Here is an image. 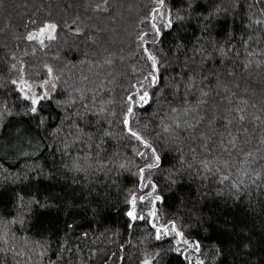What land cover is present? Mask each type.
<instances>
[{"label": "trees", "instance_id": "1", "mask_svg": "<svg viewBox=\"0 0 264 264\" xmlns=\"http://www.w3.org/2000/svg\"><path fill=\"white\" fill-rule=\"evenodd\" d=\"M257 20L264 0H0V264H264ZM52 78L36 105L19 88Z\"/></svg>", "mask_w": 264, "mask_h": 264}, {"label": "snow or ice", "instance_id": "2", "mask_svg": "<svg viewBox=\"0 0 264 264\" xmlns=\"http://www.w3.org/2000/svg\"><path fill=\"white\" fill-rule=\"evenodd\" d=\"M158 2H159V4H160V7L163 8V7H164V0H158ZM156 12L159 13V12H160V9L158 8V9L156 10ZM177 19H181V17L177 16ZM255 23H257V24H262V23H264V21L257 20ZM171 26H172V17H171V15L169 14L168 17H167V24H166V27H171ZM153 27L155 28V25H153ZM54 28H55V25H49V26H47L45 29H42V30H41V33H40L39 35H43L45 32H50V30H53ZM156 32H157V34L159 33V29H158V28H156ZM27 38H28L29 40L37 39V35H35V34H34V35H29ZM51 38H52L51 35H49V39H51ZM141 39L143 40V37H141ZM40 42L43 43V41H40ZM149 59L152 60L153 67L156 68V64H157V60H156V58H155L154 56H152V55L149 53ZM156 71L158 72V69H156ZM49 73H51V69H49ZM146 79H147V78H146ZM152 82H153V83H156V76H152ZM13 83H15V81H13ZM188 87H191V83L188 85ZM204 95H207V93L205 92ZM146 97H147V94H146V93H145L144 95H140V96H139V100H140V101H143L144 103H147L148 101H147V98H146ZM26 98H27V97H26ZM45 98H47V94H46V93H45V95L39 97V99H32V104H33V105H36V104L39 103V101H40L41 99H45ZM128 103H129L130 105L133 103V98H132L131 96L128 97ZM31 111H32V112H36V108L33 107V108L31 109ZM173 111H175V109H173ZM128 113H129V115L132 114V108H131V107H129V109H128ZM239 119H240L241 121H243V120H244V117H243V116H240ZM124 123L127 125V124H128V120L125 119ZM178 126H179V125H178ZM189 127H191V125H190ZM128 130H129L130 134H131L133 137H135L136 139H141V137H139V136L137 135L136 132H133V131L131 130V128H129ZM229 143L234 145V144H235V140H234V139H233V140H230ZM145 147H150V145H147V144L145 143ZM152 154H153V157H154V161H155V162L152 163V164H149V165L147 166L149 170L152 169L153 167H158V166H159V163H160V157H159V155H156V153H155V149H152ZM141 155H143V154H141ZM84 160L86 161L87 158L85 157ZM89 167H91V165H89ZM101 167H104V165H101ZM189 167H190V166H189ZM72 170H73V171H76V172H86V171H87V168H86V167H83L79 161H73V168H72ZM143 171H144V169H141V173H143ZM141 178H143V177H141ZM256 178L258 179L259 177L257 176ZM223 179H228V177L225 176V177H223ZM253 183H255V180H253ZM143 187H147V185L145 184V185H143ZM152 191H153V192L155 191V185H152ZM140 199L143 200L144 197H140ZM155 199L159 200L160 198L157 196V197H155ZM135 200H136V197L133 196V197H132V201H131V203L133 204V211L128 213V215H129L132 219H136V216L134 215V210H135V209H134ZM152 215H155V213L153 212ZM140 219H143V217L141 216ZM154 227H155V225H154ZM160 231H161V229L157 228V239H160V235H159ZM172 231L175 232L177 236H180V237L183 236L182 233H179V232L176 231V229H175V225H173V227H172ZM163 232H164L165 235H167V234H168V229H167V228H164V229H163ZM178 243H179V241H178ZM183 243H184V244H190V242L187 241V240H183ZM194 246H195V248H196L197 250H199V244H198V243H196ZM177 251H179V249H177ZM145 264H150V261H145ZM201 264H202V262H201Z\"/></svg>", "mask_w": 264, "mask_h": 264}, {"label": "rangeland", "instance_id": "3", "mask_svg": "<svg viewBox=\"0 0 264 264\" xmlns=\"http://www.w3.org/2000/svg\"><path fill=\"white\" fill-rule=\"evenodd\" d=\"M46 27L31 33V35H37V39H33L34 41H37L39 43H41L40 41L46 42L49 40V35H51V37L53 38V33L57 29V27L53 30H50V32H45L43 35H39L41 33V30L45 29ZM19 88L24 97H27V99L32 101V99H39V97L45 95V93L47 94V96H50L51 93L55 90V81L53 78L41 83L22 81L21 83H19Z\"/></svg>", "mask_w": 264, "mask_h": 264}, {"label": "water", "instance_id": "4", "mask_svg": "<svg viewBox=\"0 0 264 264\" xmlns=\"http://www.w3.org/2000/svg\"><path fill=\"white\" fill-rule=\"evenodd\" d=\"M133 211V208L131 209V212ZM134 215H135V212H134Z\"/></svg>", "mask_w": 264, "mask_h": 264}]
</instances>
